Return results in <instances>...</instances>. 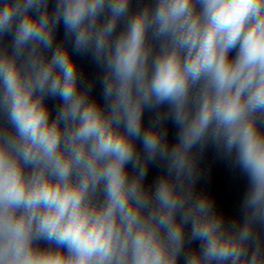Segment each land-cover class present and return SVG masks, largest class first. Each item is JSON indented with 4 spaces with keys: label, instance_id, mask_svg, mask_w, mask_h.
<instances>
[{
    "label": "clouds",
    "instance_id": "obj_1",
    "mask_svg": "<svg viewBox=\"0 0 264 264\" xmlns=\"http://www.w3.org/2000/svg\"><path fill=\"white\" fill-rule=\"evenodd\" d=\"M209 143L242 219L197 191ZM0 264H264V0H0Z\"/></svg>",
    "mask_w": 264,
    "mask_h": 264
}]
</instances>
